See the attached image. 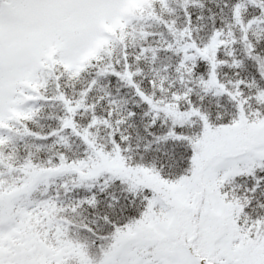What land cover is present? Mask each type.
Returning a JSON list of instances; mask_svg holds the SVG:
<instances>
[{"label": "snow or ice", "instance_id": "6c2138e0", "mask_svg": "<svg viewBox=\"0 0 264 264\" xmlns=\"http://www.w3.org/2000/svg\"><path fill=\"white\" fill-rule=\"evenodd\" d=\"M0 264H264V0H0Z\"/></svg>", "mask_w": 264, "mask_h": 264}, {"label": "trees", "instance_id": "16d2710c", "mask_svg": "<svg viewBox=\"0 0 264 264\" xmlns=\"http://www.w3.org/2000/svg\"><path fill=\"white\" fill-rule=\"evenodd\" d=\"M161 59L164 60L165 62H167L165 57L162 56ZM59 111H60L59 106L54 107V108L46 107L44 109V111L41 113L42 118L38 121V124L34 125L33 127H36L37 130L47 131L49 125H52V126L55 125V121H50L46 117L49 115L50 112H59ZM28 142L30 144L33 143L31 140H29ZM49 149H50V142H49V144L44 145L41 148L40 152H38V153H36V149L35 148H32L31 150L34 153H36L37 157H41L42 158V157L46 156L47 154H49ZM20 154L23 155L24 154L23 151H21Z\"/></svg>", "mask_w": 264, "mask_h": 264}]
</instances>
